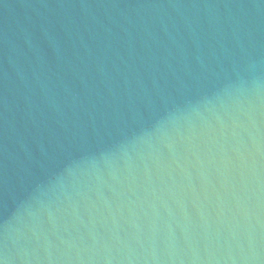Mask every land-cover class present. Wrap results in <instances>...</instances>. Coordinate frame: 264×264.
Wrapping results in <instances>:
<instances>
[{
    "label": "water",
    "instance_id": "obj_1",
    "mask_svg": "<svg viewBox=\"0 0 264 264\" xmlns=\"http://www.w3.org/2000/svg\"><path fill=\"white\" fill-rule=\"evenodd\" d=\"M0 264H264V0H0Z\"/></svg>",
    "mask_w": 264,
    "mask_h": 264
}]
</instances>
